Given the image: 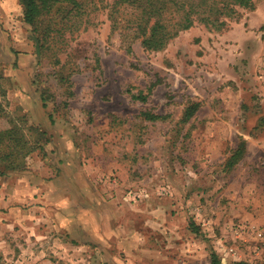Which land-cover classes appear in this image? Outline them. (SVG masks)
Wrapping results in <instances>:
<instances>
[{
    "label": "rangeland",
    "instance_id": "obj_1",
    "mask_svg": "<svg viewBox=\"0 0 264 264\" xmlns=\"http://www.w3.org/2000/svg\"><path fill=\"white\" fill-rule=\"evenodd\" d=\"M254 1L226 28L198 24L160 52L113 29L100 10L55 65L37 53L32 28L18 17L20 0H7L14 25L0 35V86L12 87L4 75L19 72L21 85L40 95L41 113L7 111L0 131L11 119L36 121L49 142L26 170L0 175V195L19 196L28 187L24 174L44 163L56 165L58 176L69 163L78 187L87 179L98 198L133 208L124 230L140 248L132 240L123 264H212L213 253L221 264H264V0ZM14 47L34 52L33 79ZM59 70L69 81H58ZM194 104L199 109L186 119ZM145 113L161 118L151 122ZM50 152L73 157L59 161ZM37 225L29 219L18 230L0 229V264H104L95 246L73 239L56 241L54 254L40 247Z\"/></svg>",
    "mask_w": 264,
    "mask_h": 264
},
{
    "label": "trees",
    "instance_id": "obj_2",
    "mask_svg": "<svg viewBox=\"0 0 264 264\" xmlns=\"http://www.w3.org/2000/svg\"><path fill=\"white\" fill-rule=\"evenodd\" d=\"M20 3L23 22L32 28L37 53L43 61L53 60L55 65L62 63L60 53L69 47L76 33L88 29L91 15L100 10L108 11L113 29L122 27L133 42H141L145 51L160 52L180 33L198 24L222 30L227 27V20L240 17L241 10L255 8L254 0H20ZM53 75L61 83L69 81L60 70ZM1 89L0 86V93ZM198 106L188 107L186 119L194 116ZM144 115L151 122L161 118L150 113ZM0 116H8L1 96ZM10 123L9 128L0 131V175L26 170L28 158L49 142L45 130L27 125L25 119H11ZM237 155L228 164H233ZM212 264H221L216 253L212 254Z\"/></svg>",
    "mask_w": 264,
    "mask_h": 264
},
{
    "label": "crops",
    "instance_id": "obj_3",
    "mask_svg": "<svg viewBox=\"0 0 264 264\" xmlns=\"http://www.w3.org/2000/svg\"><path fill=\"white\" fill-rule=\"evenodd\" d=\"M6 1L2 0L3 8H5L4 12L2 5L0 7V35L6 34V30L13 29L14 25V20L11 18L13 8L8 7L7 3L5 4ZM18 17L25 24L23 14H19ZM15 47V60H17L20 69L25 70L33 79L32 74L28 72L34 71L35 73L37 69L34 52L29 50L31 53L23 54L20 53L19 48ZM18 73L10 72L4 75L12 84V87L5 89L1 85V99L7 111L13 113L18 107H21L22 111L28 113L29 118L34 119L35 113H41L40 95L35 94L33 89L31 93L27 91V88L21 85L22 80ZM35 99L37 100L36 105L34 107L30 106V103H33ZM34 123L32 122V125L36 127L41 126L36 121ZM42 126L46 128L44 125ZM50 127L49 130H51ZM51 135H53L52 132ZM60 140L63 139L60 138ZM49 156L51 158L56 156L55 160L59 161H68L73 157L66 153L58 154L57 152H50ZM31 157L32 155L30 159ZM44 166L45 168L42 167L43 169L39 170L34 168V173L28 172L31 175L30 177L24 174V179H28V187L25 186L16 198H8L4 194L0 195V209L3 211L0 215L1 230L11 228L18 230L20 226L28 225L29 219H32L34 223L36 221L38 223L35 228L40 230V233H37L36 236L41 237V241L46 242L45 245H40V247H45L54 254L57 253L55 250L56 241L62 238V241L66 243L71 242L73 239L86 249L89 245L95 246V256L100 258L104 264H123L122 254L132 255L130 246L132 240L140 248V239L130 238V235H128L129 230H124L125 220L128 219L127 223H130L129 215L132 213L131 209L133 208L117 207L111 201L98 198L95 192L96 188L85 178V180L81 179L83 183L80 182L81 187H78L77 177H72L66 173L72 170V165L69 163H64L62 169L65 172L63 171L59 176L57 173L59 168H56V165L50 163L46 165L44 163ZM45 176L48 178L45 179ZM2 183L3 181L0 180V184ZM82 191L87 194L84 192L83 194ZM0 192L3 193V189ZM13 213L18 214V218L13 219ZM33 214L36 216L35 218L32 217ZM57 235H60V237H57ZM141 251L142 253L148 252L143 249ZM48 264L52 263L49 262Z\"/></svg>",
    "mask_w": 264,
    "mask_h": 264
}]
</instances>
